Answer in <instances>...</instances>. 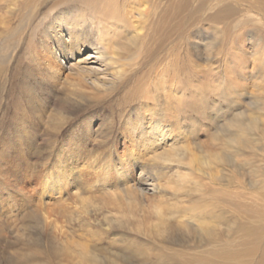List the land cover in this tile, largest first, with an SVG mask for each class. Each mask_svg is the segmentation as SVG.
I'll use <instances>...</instances> for the list:
<instances>
[{
    "label": "rangeland",
    "instance_id": "1",
    "mask_svg": "<svg viewBox=\"0 0 264 264\" xmlns=\"http://www.w3.org/2000/svg\"><path fill=\"white\" fill-rule=\"evenodd\" d=\"M144 1L114 0L122 7L127 24L121 57L130 61L125 62V68L131 67L132 72L129 73V69L120 86L109 94L79 97L69 85H52L44 75L38 78L33 66L27 64L31 53L27 37L20 48L18 46L8 69L0 61V264H160L154 261L153 254L163 238H158V230L154 229L159 228V223L148 202H142L143 206L126 204L118 216L114 215L111 205L104 204L102 214L109 212V216L105 214L111 217L109 224L100 225L93 218L94 226L84 228L81 219L84 212L92 210L89 205L73 211L61 204L69 197V191L61 197L44 192L48 179L56 174L55 155H64L65 165L69 169L76 167L78 171L89 157L98 156L106 165L125 159L130 141L138 138V133L132 131L135 120L143 122L147 118L141 108L143 99H137L143 98L144 93L154 95L159 81L158 86L164 90L168 84L178 90L174 89L173 98L161 91L158 94L160 107L155 109L164 112L165 117L159 119L171 130L167 142H156L154 152H141L138 161L140 165L152 164L164 173L161 183L169 190L166 198L172 203L166 205L167 212L177 222L171 229L172 240L191 246L197 243V227L186 224L195 223V203L204 204L209 200V196L208 200H197L201 195L199 189L193 187L191 178L182 182L189 186V195L187 190L179 199L177 193L169 189L180 186V178L175 173H183V169H178L183 165L178 167L176 161L183 155L198 159L207 156L211 160V155L216 154L223 158L216 175L219 180L216 190L223 192L220 191L223 200L236 198L234 202L238 207L232 209L234 213L227 204H220L217 216L209 219L206 228L213 226L215 220L219 233L229 226L262 224L261 218L249 220L242 210L247 208L245 204L258 213L262 209V202L257 203L264 181V141L257 139L264 131V0ZM77 6L80 5L77 4L76 9ZM143 6L146 7L144 21L136 15V10ZM165 8L171 11L168 27L160 23L166 17ZM222 10H226L223 16L214 18ZM131 18L138 21L139 39L134 38L136 22ZM12 40L0 37V47ZM253 124L257 130L251 127ZM233 136L238 137L237 142L244 138L250 141L229 147L225 139ZM165 155H169L167 160L173 163L161 160ZM186 157L182 168L187 165ZM134 161L130 163L136 167ZM198 164L192 166L199 168ZM131 174L136 177L138 170ZM201 184L209 187L207 181L202 180ZM100 202L95 199L98 208H101ZM41 205H47V210L52 212L50 219L56 221L59 228L45 225ZM182 206H188L185 217L175 218V211L182 215L178 209ZM62 208L71 214L57 217L56 213ZM115 216L119 218L113 219ZM181 221L184 223L180 224Z\"/></svg>",
    "mask_w": 264,
    "mask_h": 264
},
{
    "label": "bare ground",
    "instance_id": "2",
    "mask_svg": "<svg viewBox=\"0 0 264 264\" xmlns=\"http://www.w3.org/2000/svg\"><path fill=\"white\" fill-rule=\"evenodd\" d=\"M169 1L170 0H165L166 3ZM183 1L184 0H182V2ZM144 2L147 3V0ZM77 4L80 5L79 7L77 6L78 9L75 8ZM165 9L166 17L163 19V22L160 23H162L163 27L164 24L168 27L170 23L169 14L171 11H169V8ZM225 12L226 10L217 12L214 15V18L219 19ZM136 13L137 17L140 20H143L146 14V7L143 6L142 9H137ZM134 18L131 19L134 23L136 22L133 27H136L134 38H137V32L140 28L137 23L138 21H135ZM126 25L123 9L117 5L114 0H0V37L4 36V39H6V37L9 39L11 37L13 39L7 44L4 42L5 46L3 45L0 47L3 55V57H0V61L2 64L4 63V66L8 69L18 46L25 39V37H27L29 41L28 47H31V53L27 56V58H29V63L27 62V64H31L33 66L32 69L36 71L38 78H44L45 76V79H47L52 85L59 83L69 85L73 87L74 91L77 92L75 95L79 97L82 95H93L96 97L98 96L97 93L104 96V94L111 93L116 86H120V81H123L124 78L127 77V72H132V69H130L131 67H129L130 70L125 68V62H127L126 64H129L130 61H128L127 58L121 57L125 45L123 34L127 30ZM128 28L132 30V27ZM128 31L130 32V30ZM28 47H26V49ZM92 60L93 63H90ZM91 64H94L95 66H92ZM159 84L160 81L155 85L156 91L154 95L144 93L142 94L143 98L138 97L137 99L138 101L143 99L142 101L144 102H142L143 106L141 108L147 118L143 122L140 120H135V122L133 121L134 124L132 126V131H136L138 133V138L136 137L137 139L130 141L129 153L125 159L120 158L118 163L107 162L106 165L102 164L103 160H101L98 156L89 157V159L84 162L80 171H78L76 167L69 169V166L65 165L67 158L64 157V155H55L53 161L56 164L54 168L56 174H53L51 178L48 179V186L44 189V192L48 191L49 196L57 194L58 197H61L69 191V197L63 200L61 204L64 203L73 211L74 209H84V206L86 207V205H89V207H87L92 210L89 213L84 212L83 215L85 219H81V223L85 225L83 226L84 228H92L91 226H94V222H92L93 218L97 220V223L100 225L109 224L111 217L105 216L106 213L109 216V212H106L105 214L103 212L104 215L102 214V206L104 204L105 206L111 205L113 208L112 210L115 211L114 215L117 214L118 216L119 213L122 214V211L119 210L123 209L126 204L128 206H132L133 204H135V206H139L142 205V202H148L153 209L152 215H154L155 220L159 223V228L157 227L158 229L156 227L153 228L158 230L156 232L158 238H163V242H160L161 246L157 249L155 248V253L153 254L155 256L154 261L160 264H264V181L262 183V192L260 197L258 198V196H253L254 198H258V200L260 199L257 204L260 205V202H262V209L260 208L261 211L258 213L256 210L249 208L246 204L245 206H247V208L242 210V214H246L250 218L249 220H253V218H261L262 224L257 222L258 225H253V223L249 226H239L235 228L229 226L230 228H226L224 231L221 230L222 232L219 233V228H216L218 221L215 220V222H213L210 220L211 223H214V225H209L210 228H206L209 219L217 216L216 210L217 207H220V204H227V207L230 209H228L229 211L238 207L234 202L236 199L235 197L234 199L233 197H228L227 199L225 197L223 200L221 198L223 195L221 194L222 191L220 190V192L216 190V188H219L217 187L219 180L216 175L220 164L223 162V158L216 154L211 155V160H208L207 156H202L201 159H198L194 157H186V155L177 159L176 164L178 167L182 165L184 166L182 163L185 160L184 157L187 158V165H185L184 168H182L183 166L178 168L181 170L183 169V173L180 172L181 170L179 171L180 174L177 171L175 173L178 174L180 178V186L173 185L174 187L169 189L176 192L179 199L180 196L183 197L187 193V190L189 195V191H191L190 188H188L189 186H184L185 184H182V182L187 180V178H191L193 179V187L199 189V196L201 195V198H198L197 200H206L208 196L209 200L207 199L208 201H205L204 204L201 203L197 205V203H195L196 205L193 207V210L196 211L197 215L195 216L196 218L193 217L195 220L192 219L195 223H193V225H189V223L186 224L188 226L197 227L195 228L199 234V240L197 243L191 246V244L188 245L181 243L178 240H172L170 234L172 233L171 229L177 222H174L172 214L167 212L166 205L172 203H169L166 198L167 191L169 190L166 188L165 183H161L164 173H162V169L160 170V168L152 166V164L147 166L142 164L140 165L138 161L140 159L141 152H154L156 149L154 144L156 142H159L157 144L167 142L171 130L165 121L159 119L161 117H165L164 112L162 113L160 111L159 113V108L157 110L155 109L160 107L158 94H160L161 91L168 97L171 96L170 98H173L175 96V90H178L171 84L164 86L166 88L164 90L163 87L158 86ZM251 127L256 130L258 129L254 124L251 125ZM247 130L250 129L248 128ZM237 140L238 137L233 136L232 138L225 139V143L227 146L232 147L233 144H248L250 141L245 138L239 142H237ZM257 140L264 141V131L259 134ZM69 146L63 150L64 153L67 152ZM232 150L235 151V148ZM50 156L51 155H49V157ZM177 156L178 155L174 157ZM165 157L166 158H161V160L163 159V161L167 162V159L170 157L169 155H165ZM61 158L62 162H60ZM154 159H156V157ZM130 160H135L134 162L136 167L130 163ZM45 163L47 162L45 161ZM168 163H173V161L170 159ZM193 164H198L199 168H196L195 166L193 167ZM134 170H138L136 177L131 174ZM202 180L205 182L207 181L209 187L201 184ZM2 182L4 181L2 180ZM101 189H103V191ZM93 194L97 195V197ZM249 196L251 197V195ZM92 199L94 200L93 202L91 201ZM95 199H98L99 201L101 200V208L97 207L98 205L95 204ZM254 202L256 201L254 200ZM41 206H43L42 217L45 225L52 228H59L58 223L50 219L52 212L47 210V205ZM187 207L182 206L181 208H178L180 209L182 215H177L175 211V218L181 219V217L178 216H182V218L185 217ZM254 207L257 209L256 206H253V208ZM175 208H177L176 205ZM56 214L57 217L65 218V215L71 214V212H67L66 209L64 210L62 208V210L60 209ZM117 216L112 218L118 219L119 217ZM235 222L237 223V221ZM183 223L184 222L182 221L180 222V224ZM180 224L177 225L182 227L183 225ZM60 228L64 227L60 226ZM185 229L186 227H184V230ZM154 238H157L156 234Z\"/></svg>",
    "mask_w": 264,
    "mask_h": 264
}]
</instances>
